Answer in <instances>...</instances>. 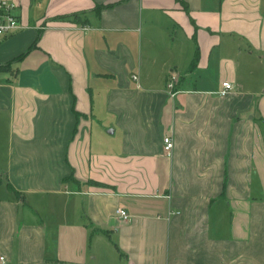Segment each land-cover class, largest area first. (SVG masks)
<instances>
[{
    "label": "crops",
    "instance_id": "1",
    "mask_svg": "<svg viewBox=\"0 0 264 264\" xmlns=\"http://www.w3.org/2000/svg\"><path fill=\"white\" fill-rule=\"evenodd\" d=\"M8 1L0 264H264V0Z\"/></svg>",
    "mask_w": 264,
    "mask_h": 264
},
{
    "label": "built area",
    "instance_id": "2",
    "mask_svg": "<svg viewBox=\"0 0 264 264\" xmlns=\"http://www.w3.org/2000/svg\"><path fill=\"white\" fill-rule=\"evenodd\" d=\"M16 8V5L8 0H0V40L17 31L18 29L21 28V24L18 20L17 15L14 12V9ZM134 78H136L134 76ZM222 88L219 91L220 96H225L229 92L233 90L232 83L229 81H223L221 83ZM167 86L173 90L174 88V77H169ZM163 144H164V150L167 151L168 155H170L171 149H172V140L169 136H166L163 138ZM117 214L120 216L122 219H127L128 214L127 212L119 208L117 209ZM4 259L3 256H0V260L2 261Z\"/></svg>",
    "mask_w": 264,
    "mask_h": 264
}]
</instances>
